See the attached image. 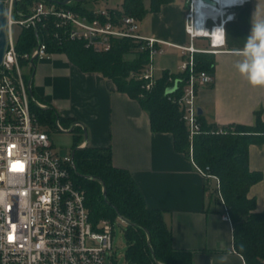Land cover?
<instances>
[{
	"label": "built area",
	"instance_id": "obj_1",
	"mask_svg": "<svg viewBox=\"0 0 264 264\" xmlns=\"http://www.w3.org/2000/svg\"><path fill=\"white\" fill-rule=\"evenodd\" d=\"M61 1L3 0L7 44L0 62V264H106L115 233L111 220L96 223L91 220L85 193L71 174L72 154L58 155L49 132L31 108L32 101L44 105L32 97L25 68L29 66L30 70L33 59L49 58L53 52L41 36L38 44L25 54L28 64L23 65L17 49L22 29L51 21L60 41H80L97 51L110 50L118 38L141 39L150 51V62L139 75L148 90L158 80L154 56L163 53L165 45H172L138 32L139 19L135 16L97 12L88 4V11L92 12L89 14L75 7L77 0ZM247 1L235 0L222 6L216 2L215 6L222 9L217 17L201 15L200 0L187 3L185 32L189 42L177 47L184 56L178 71L187 72L188 78L174 101L182 108L191 138L200 130L199 87L215 80L214 74L196 69L195 54L224 51L226 24L235 18V9ZM198 39H207L208 46H197ZM169 80L178 83L172 76ZM56 126L62 131L69 130L59 121ZM191 160L201 174L216 180L223 217L231 220L219 190V178L208 166L201 167L192 156ZM116 220L120 224L127 222L121 216Z\"/></svg>",
	"mask_w": 264,
	"mask_h": 264
},
{
	"label": "crops",
	"instance_id": "obj_2",
	"mask_svg": "<svg viewBox=\"0 0 264 264\" xmlns=\"http://www.w3.org/2000/svg\"><path fill=\"white\" fill-rule=\"evenodd\" d=\"M188 0L163 4L147 14L151 25L144 36H154L171 46L188 44L185 15ZM226 24L224 51L215 54V80L199 87L197 104L208 122L218 125L255 122L262 108L264 86H252L237 64L254 23L264 20V0H249L235 9ZM205 41L207 39H198ZM181 50V49H180ZM33 88L37 100L54 106L71 120L62 126L83 131L80 146L110 147L116 166L131 171L146 204L163 210L173 233V244L193 250V264H246L233 244V224L223 217V204L214 199L216 180L206 178L191 158L174 147L170 132H155L140 102L117 89L115 82L97 71H83L64 52L36 59ZM249 166L263 178L250 188L257 210H264V144L249 148Z\"/></svg>",
	"mask_w": 264,
	"mask_h": 264
},
{
	"label": "trees",
	"instance_id": "obj_3",
	"mask_svg": "<svg viewBox=\"0 0 264 264\" xmlns=\"http://www.w3.org/2000/svg\"><path fill=\"white\" fill-rule=\"evenodd\" d=\"M89 1L77 0L75 7L92 14L87 8ZM174 1L123 0L120 8L110 12L119 16L132 15L141 20L151 12H158L163 4ZM41 36H44L49 51L64 52L81 70L101 72L111 78L118 90L137 99L148 112L153 131L172 133L177 151L190 158L192 156L201 167H209L210 172L219 178V190L230 213L235 250L243 255L246 264H264V210L258 211L256 197L249 195L251 186L263 178L262 171L249 166L250 146L264 144L262 108L255 110L253 124L218 125L208 122L203 113L199 114L200 130L191 138L182 118V108L174 101L181 95L188 73L164 70L155 86L146 89L139 78L150 62V51L145 41L118 38L110 50L97 51L80 41H60L49 21L45 25L39 23L22 29L17 49L23 65L28 64L25 54L38 44ZM128 54L134 56L128 58ZM195 63L197 70L215 73L214 53L197 52ZM33 69L31 65L28 81ZM170 76L178 80V89L166 93L167 88L174 85L169 80ZM31 87V95L37 99L33 83ZM31 108L43 124L55 126L59 121L69 125L71 122L54 106L42 107L32 101ZM72 132L74 145L70 170L73 180L85 193V203L93 222L101 219L114 222L118 216L127 221L122 226L127 241L128 263L193 264V250L174 246L173 233L165 221L163 210L146 204L131 171L114 164L112 149L91 145L80 147L83 131L74 126ZM217 193L213 194L214 199L223 204L218 190Z\"/></svg>",
	"mask_w": 264,
	"mask_h": 264
},
{
	"label": "rangeland",
	"instance_id": "obj_4",
	"mask_svg": "<svg viewBox=\"0 0 264 264\" xmlns=\"http://www.w3.org/2000/svg\"><path fill=\"white\" fill-rule=\"evenodd\" d=\"M185 3V0H176ZM123 0H90L88 4L97 12H107L111 9H118L122 6ZM150 19L145 16L143 19H139L138 32L147 31L150 28ZM208 41V40H207ZM196 45L204 47L205 41H196ZM163 53H157L153 59L154 73L156 77H160L164 70H170L171 72H178L179 66L184 60L182 51L178 48L165 46ZM133 54H128V58H132ZM29 66L25 68V72H30ZM44 128L49 132L54 150L60 156L71 155L74 145V132L62 131L57 126H50L44 124ZM214 194H218L217 190L213 187ZM115 223V233L113 249L107 252L106 264H129L126 259L127 241L125 236L124 227L117 220Z\"/></svg>",
	"mask_w": 264,
	"mask_h": 264
},
{
	"label": "clouds",
	"instance_id": "obj_5",
	"mask_svg": "<svg viewBox=\"0 0 264 264\" xmlns=\"http://www.w3.org/2000/svg\"><path fill=\"white\" fill-rule=\"evenodd\" d=\"M243 55L245 59L237 64L240 73L247 76L252 86H264V20L254 23Z\"/></svg>",
	"mask_w": 264,
	"mask_h": 264
},
{
	"label": "water",
	"instance_id": "obj_6",
	"mask_svg": "<svg viewBox=\"0 0 264 264\" xmlns=\"http://www.w3.org/2000/svg\"><path fill=\"white\" fill-rule=\"evenodd\" d=\"M205 1H207L211 4L216 3L215 0H205ZM5 25H6V13H5V9H4V2H3V0H0V62L3 59V55H4L6 44H7ZM32 66L35 67V59L32 60ZM32 79H33V74L31 75V77L28 81L29 90H30L31 94H32V87H31ZM177 89H178V83L176 82L174 85L167 88L166 93H172V92L176 91ZM198 112H199V114L203 113L201 108H198ZM80 147H82V146H80Z\"/></svg>",
	"mask_w": 264,
	"mask_h": 264
},
{
	"label": "bare ground",
	"instance_id": "obj_7",
	"mask_svg": "<svg viewBox=\"0 0 264 264\" xmlns=\"http://www.w3.org/2000/svg\"><path fill=\"white\" fill-rule=\"evenodd\" d=\"M235 0H216V2H219V4L222 6L225 3L228 2H234ZM208 6V8L204 9L203 7ZM198 10L201 15H212L214 17H217L220 15L222 12V9L218 6H215V4H205L202 0H200L199 5H198ZM207 11V12H206Z\"/></svg>",
	"mask_w": 264,
	"mask_h": 264
}]
</instances>
